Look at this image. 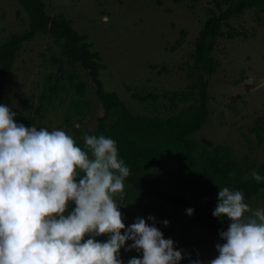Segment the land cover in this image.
Listing matches in <instances>:
<instances>
[{"label":"rangeland","instance_id":"obj_1","mask_svg":"<svg viewBox=\"0 0 264 264\" xmlns=\"http://www.w3.org/2000/svg\"><path fill=\"white\" fill-rule=\"evenodd\" d=\"M40 1L45 16H61L85 36L84 42L98 54L103 89L114 93L132 115L188 116L189 107L198 106V96L191 90L194 75L189 72V56L209 9H214L211 0ZM29 30L28 13L19 0H0V46L9 42L15 46V41L19 45L12 54L0 104L16 113V123L49 132L63 130L85 150L83 137L94 134L95 119L102 112L94 87L84 70L65 65L61 77L56 74L59 87L49 89L44 81L54 80L58 65L52 60L60 58V46L46 34L22 37ZM221 31L224 36L211 52L214 71L202 77L207 116L191 139L207 149L227 146L234 156L246 155L257 163L264 158V13L245 9ZM246 204L250 213L264 209V191ZM166 211L167 226L152 223L165 239L174 241L177 250H183L180 264L192 259L204 264L217 252L215 246L225 243L202 229L185 228L181 211ZM139 213L147 224L151 221L142 209ZM130 243L126 241L125 247ZM134 256L142 258V252L120 249L124 264Z\"/></svg>","mask_w":264,"mask_h":264},{"label":"clouds","instance_id":"obj_2","mask_svg":"<svg viewBox=\"0 0 264 264\" xmlns=\"http://www.w3.org/2000/svg\"><path fill=\"white\" fill-rule=\"evenodd\" d=\"M15 116L0 104V264H124L121 248L142 252L127 264H180L183 250L155 223L122 222L114 196L124 199L130 170L113 139L85 135L82 150L63 130L25 127ZM252 177L264 181L255 171ZM69 201L75 208L65 216ZM249 213L242 191L218 192L212 215L229 224L208 264H264V209ZM104 234H110L106 241L95 239Z\"/></svg>","mask_w":264,"mask_h":264},{"label":"trees","instance_id":"obj_3","mask_svg":"<svg viewBox=\"0 0 264 264\" xmlns=\"http://www.w3.org/2000/svg\"><path fill=\"white\" fill-rule=\"evenodd\" d=\"M19 2L28 13L30 26L29 32L22 37L28 39L36 33L46 34L60 46V58L52 60L58 65L54 80L52 82L48 77L44 81L49 84V89L50 85L55 89L59 87L58 81L61 79H57L56 74L61 77L60 70L65 65H77L84 70L94 87L93 96L102 112L95 119L93 135L113 139L118 147L119 158L130 170L125 180L124 199L120 200L118 194L114 196L120 204L118 207L126 227L134 223L137 217L141 218L139 209H142V214L155 217V221L160 224L164 220L170 221L166 211L169 209L182 212L185 228H199L220 236L221 231L227 230L229 220L212 215L218 192L224 187L242 191L246 203L256 193L264 191V181L257 182L252 177L253 171L264 177V158L256 163L246 155L234 156L227 146L207 149L191 139V134L204 124L207 116V96L202 77L214 71L211 52L216 40L224 36L221 27H227L228 20L240 15L245 9L252 8L264 13V0H211L214 9H209L189 56V72L194 75L191 78L194 81L191 90L197 94L199 104L189 107L188 116L177 115L165 119L132 115L114 93L103 89L98 77L101 68L98 54L84 42L85 36H79L61 16H45L40 0ZM15 42V46L11 42L0 46V102L12 54L19 49ZM178 43L175 42L177 47ZM74 208V202L69 201L65 216ZM189 208L194 210L192 215L186 213ZM148 224L153 223L149 221ZM109 235L104 234L95 239L104 242ZM88 238L86 235L84 240ZM217 255L218 252L205 258L204 264Z\"/></svg>","mask_w":264,"mask_h":264}]
</instances>
